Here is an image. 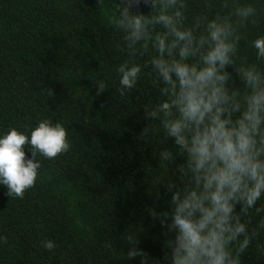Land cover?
Masks as SVG:
<instances>
[{
	"label": "clouds",
	"instance_id": "9594fccd",
	"mask_svg": "<svg viewBox=\"0 0 264 264\" xmlns=\"http://www.w3.org/2000/svg\"><path fill=\"white\" fill-rule=\"evenodd\" d=\"M113 4L108 24L119 33L124 57L115 69L118 91L139 87L146 72L153 78L144 105L153 123L142 135L159 137L160 175L153 183L163 185L156 195H167L169 207L149 214L172 234L161 259L140 247L129 228L121 236L123 256L138 264H241L264 237V34L250 40L247 34L264 21V0ZM141 5L150 14L139 11ZM242 41L254 58L241 54ZM96 86L98 93L108 88L104 77ZM70 148L60 121L10 128L0 134V185L9 197L23 198L37 182L40 157L53 159ZM41 247L52 252L56 244L43 240Z\"/></svg>",
	"mask_w": 264,
	"mask_h": 264
},
{
	"label": "trees",
	"instance_id": "16d2710c",
	"mask_svg": "<svg viewBox=\"0 0 264 264\" xmlns=\"http://www.w3.org/2000/svg\"><path fill=\"white\" fill-rule=\"evenodd\" d=\"M139 11L150 14L144 5ZM113 12V0H0V134L49 118L71 141L68 152L40 157L37 182L23 198L0 185V264H138L123 256L129 228L140 247L163 258L172 234L149 214L169 207L167 195H156L163 185L153 183L159 137L142 135L153 123L144 112L153 78L146 72L139 87L118 91L115 69L124 57L108 24ZM247 34H264V21ZM241 48L254 58L243 41ZM103 77L108 88L98 93ZM43 240L55 242L52 252ZM241 264H264V237Z\"/></svg>",
	"mask_w": 264,
	"mask_h": 264
}]
</instances>
